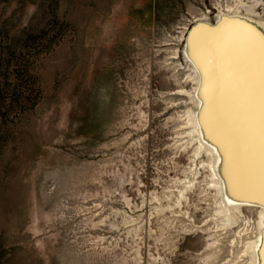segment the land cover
I'll return each mask as SVG.
<instances>
[{
	"label": "rangeland",
	"instance_id": "rangeland-1",
	"mask_svg": "<svg viewBox=\"0 0 264 264\" xmlns=\"http://www.w3.org/2000/svg\"><path fill=\"white\" fill-rule=\"evenodd\" d=\"M231 18L264 0H0V264H253L186 53Z\"/></svg>",
	"mask_w": 264,
	"mask_h": 264
},
{
	"label": "bare ground",
	"instance_id": "bare-ground-1",
	"mask_svg": "<svg viewBox=\"0 0 264 264\" xmlns=\"http://www.w3.org/2000/svg\"><path fill=\"white\" fill-rule=\"evenodd\" d=\"M263 32L224 19L217 31L198 25L186 47L198 82L194 121L211 166L212 157L217 161L212 169L219 193L223 185L222 209L231 213L242 203L261 208L259 239L248 247L253 264H264Z\"/></svg>",
	"mask_w": 264,
	"mask_h": 264
},
{
	"label": "water",
	"instance_id": "water-1",
	"mask_svg": "<svg viewBox=\"0 0 264 264\" xmlns=\"http://www.w3.org/2000/svg\"><path fill=\"white\" fill-rule=\"evenodd\" d=\"M245 19V18H244ZM245 21H247V23H251V22H249V21H251V20H245ZM198 23H200V22H196V23H194V24H192L189 28H188V35H189V33L192 31V29L198 24ZM254 23V25H257L255 22H253ZM217 25V23L216 24H214V25H211V24H207V26L208 27H214V26H216ZM245 25H247V26H249L248 24H246L245 23ZM250 27V26H249ZM256 27H258L259 28V26H256ZM264 33V32H263ZM188 37V36H187Z\"/></svg>",
	"mask_w": 264,
	"mask_h": 264
}]
</instances>
